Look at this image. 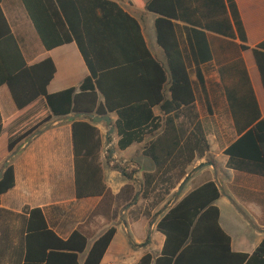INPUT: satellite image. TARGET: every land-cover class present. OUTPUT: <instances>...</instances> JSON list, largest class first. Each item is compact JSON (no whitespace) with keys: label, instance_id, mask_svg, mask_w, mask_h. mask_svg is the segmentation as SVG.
<instances>
[{"label":"trees","instance_id":"obj_1","mask_svg":"<svg viewBox=\"0 0 264 264\" xmlns=\"http://www.w3.org/2000/svg\"><path fill=\"white\" fill-rule=\"evenodd\" d=\"M2 1L0 88L9 89L18 111L37 104L9 128L10 157L56 120L76 114H117L121 150L152 138L143 155L154 163L155 170L143 173L140 198L152 202L153 208L170 203L197 161L220 168L211 157V144L197 111L196 87L206 95L202 67L214 60L217 47V39L210 34L231 41L238 38L230 12L241 31V41L246 42L234 0H128L158 16L157 40L167 65L151 53L139 22L115 2L21 0L46 49L76 43L89 70L79 88L56 94L48 91L57 73L54 61L48 58L33 66L27 64L1 8ZM178 30L185 36H179ZM231 41L227 48L237 47ZM239 48L252 50L264 86V42L253 49ZM219 73L239 133V139L226 151L228 168L264 178V117L245 63L239 59L221 67ZM157 107L163 117L155 116ZM72 128L77 197H102L87 223L100 219L115 223L122 214L118 200L125 196V207L130 206L138 193L127 186L115 196L106 185L105 138L92 119L73 121ZM4 131L0 110V139ZM122 173L132 180L126 170ZM15 185L11 161L0 180V205ZM222 196L216 180L183 196L157 224V231L166 239L161 256L147 254L139 264H264V240L252 255L233 251L232 238L220 224L217 202ZM25 213L29 217L23 245L16 252L21 259L18 264H102L118 232L113 225L90 247L92 237L83 230L64 240L50 229L42 209L27 208Z\"/></svg>","mask_w":264,"mask_h":264},{"label":"crops","instance_id":"obj_2","mask_svg":"<svg viewBox=\"0 0 264 264\" xmlns=\"http://www.w3.org/2000/svg\"><path fill=\"white\" fill-rule=\"evenodd\" d=\"M110 1L120 5L126 13L139 22L151 53L161 63L167 65L166 55L157 40L156 21L158 16L148 12L145 8L131 5L128 0ZM234 2L246 35V42L241 41V31L238 30L233 14L230 12L229 15L238 38L231 41L210 34L217 39L215 58L202 67L205 76L206 95L201 88L196 87V106L211 144V157L217 161L220 167L218 169L214 166L225 191V193L222 192L223 196L217 202L221 211L220 224L231 236L232 249L235 253L252 255L264 240V233L250 224L256 230V234L245 237L239 242L235 241L232 233L223 224L221 203H227L226 201L222 202L225 198L234 205L233 200L245 214L254 218L261 229H264V178L235 172L228 168L229 157L226 155V151L239 139V133L235 126L219 69L233 64L239 59L244 61L260 111L264 117V86L254 54L252 50L242 51L239 48V46L245 45L253 49L264 42V0H234ZM1 8L12 34L19 42L27 64L33 66L48 58L54 61L57 73L48 88L49 93L56 94L71 88H79L89 75V70L77 44L72 43L47 50L21 0H3ZM177 24L180 27L186 26L183 23ZM178 33L179 36H185L183 30H178ZM230 41L234 42L237 47L227 48ZM192 80L196 83L195 75H192ZM36 105L24 111H18L9 89L6 86L0 88V110L5 126V131L0 139V175L4 173L5 164L10 158L8 152L9 128L35 110ZM154 113L156 117H163L158 107L154 109ZM109 116L112 119V127L115 129L111 144H108L106 140L109 133L106 124H99L98 128L105 136L103 152L105 183L113 194L118 196L127 186V183L118 172L112 171V166L122 161L124 163L129 162L137 152L143 155L146 142L152 138L148 137L144 143H135L128 149L121 150L118 145L120 138L116 128L118 115L110 114ZM72 122L61 119L50 123H55V126L35 138L31 144L25 143L20 148L23 151L12 159L16 185L1 199L0 264H18L21 260L16 252L23 245L27 218L29 217L25 213L27 208L30 210L42 209L50 229L64 240L69 239L79 229L90 234L92 237L90 247L106 230L113 225L116 226L117 235L102 264H139L147 254H152L155 258L160 257L166 239L157 231V224L160 219L151 221L156 214L155 209H151L148 214L143 212L136 216L130 214L132 210H129L124 216L122 212L121 218L111 224H106L103 219L91 224L87 223L91 214L101 204L102 197L82 200L77 197ZM3 138H5V150L2 153ZM134 147L138 151H131ZM127 151L130 153L123 155V152ZM204 162L205 160L201 161V163ZM154 170L155 165L153 169L147 172ZM210 180L217 182L215 170L212 167L206 168L193 178L187 186L185 195ZM234 207L236 208L235 205ZM237 211L244 217L238 209ZM150 216L151 219H149ZM160 235L164 238L160 240V243H157L156 238ZM123 237H128L130 241L123 240ZM153 243H156L155 253L151 251Z\"/></svg>","mask_w":264,"mask_h":264},{"label":"rangeland","instance_id":"obj_3","mask_svg":"<svg viewBox=\"0 0 264 264\" xmlns=\"http://www.w3.org/2000/svg\"><path fill=\"white\" fill-rule=\"evenodd\" d=\"M113 136H114V134L111 136V138ZM104 138H105V136H104ZM106 140H107V136H106ZM4 144H5V138H3L2 145H1V152L2 153L5 150V145ZM136 147H134L131 151H133V152L138 151V149ZM133 152H131V153H133ZM128 153H130V152H128V151L127 152H123V155L128 154ZM205 164H209V163H207V161H205L204 163H201V161H197V163L195 165H193V167L190 169L189 172L192 174L193 172H195L197 169H199L200 167H202ZM153 167H154V163L150 159L145 158L142 154H140V153L137 152V154H135L134 157L132 158V160H130L129 162L124 163L122 161L120 163H115L112 166V169H113L112 171L113 172L114 171L118 172L124 178V181L127 183V186H132L134 188L135 192H137L139 194V192L141 190L140 183H142L143 173L145 171H149V170L153 169ZM206 168H209V167H206ZM206 168H203V169L199 170L195 174V176L198 173L202 172L203 170H206ZM124 170H126V172H128L129 174H131L133 176L132 177V180H129V179H127L124 176V174L122 173V171H124ZM209 176H211L210 173H209ZM215 179H216V177H215ZM187 186H186V188H185L182 196L179 198V200L185 195ZM178 191H179V189H177L175 191V193H178ZM175 198H176V196L173 197V198L171 197L169 199L170 200L169 201L170 202L169 204L164 203V204H162L161 206H159L157 208H153L152 205H151L152 202H146V201L142 200L139 197L138 203L130 209V210H132L130 214L132 216H136L138 214H142L143 212H145V214H148L151 209H155L156 210V214L154 216L155 219H154V217L151 219V216H150L149 219H151V221L153 219H154V221L156 219H161L162 216L170 210L168 208L174 202ZM225 201L227 202L226 204L225 203H221L223 224L226 227V229L229 230L232 233L235 241L239 242L240 240H243L245 237L254 236L256 234V230L251 227V225L247 221V219L245 217H242V215L239 214V212L234 207V205H232L231 202H228L224 198V200L222 202H225ZM125 203H126L125 196H122L118 200V208H119V210H122V212L126 208L125 207ZM246 215L249 216L255 222L254 218L251 215H248V214H246ZM163 238L164 237L162 235H160V237L156 238V242L157 243H160V240H163ZM125 239L127 241H130L128 237H126V238L123 237V240H125ZM151 239H152V237H151ZM150 243H151V241L148 244L150 245ZM155 245H156V243H153V245H152L153 248L151 249V251H153L154 253H155V250H154L155 249Z\"/></svg>","mask_w":264,"mask_h":264},{"label":"water","instance_id":"obj_4","mask_svg":"<svg viewBox=\"0 0 264 264\" xmlns=\"http://www.w3.org/2000/svg\"><path fill=\"white\" fill-rule=\"evenodd\" d=\"M85 118H90V119H92L93 120V123L94 124H96V125H99V124H102V123H104V124H106V126L109 128V133H108V135H107V143L108 144H111V136L115 133V129L112 127V119H111V117L108 115V116H104V117H100V116H98V115H93V114H76V115H74V116H69V117H66V118H63L62 120L63 121H76V120H78V119H85ZM53 126H55V123H53V124H49V125H47L45 128H43V129H41V130H39L36 134H34L29 140H28V145L29 144H31L32 142H33V140L35 139V138H37L38 136H40V135H42L46 130H48V129H50V128H52ZM23 151V149H19V150H17L13 155H11V157L9 158V160L6 162V164H5V169L7 168V167H9V165L11 164V161H12V159L15 157V156H17L19 153H21ZM206 167H212L214 170H215V177H216V179H217V182H218V184H219V186H220V188H221V191L223 192V193H225V191H224V189H223V187H222V185H221V183H220V181H219V175H218V172H217V170L215 169V167H214V165L213 164H205V165H203L202 167H200L199 169H197L195 172H193L188 178H187V180L180 186V188H179V191H178V193L176 194V198H175V200H174V202L171 204V206L168 208V209H171L176 203H177V201L179 200V198L182 196V194H183V192H184V190H185V188H186V186L188 185V183L193 179V177L195 176V174L199 171V170H201V169H203V168H206ZM3 174L4 173H2L1 175H0V180H2V178H3ZM140 187H141V190H140V192H139V194L137 195V197H136V199H135V201L133 202V204L132 205H130V206H127L125 209H124V211H123V216L127 213V211H129L133 206H135L137 203H138V200H139V197L141 196V194H142V191H143V184H141L140 183ZM232 202H233V204L236 206V208L243 214V216L247 219V221L255 228V229H257L258 231H260V232H262V233H264V229H261L249 216H247L246 214H245V212L239 207V205L236 203V202H234L233 200H232ZM124 220V219H123ZM158 219H156L155 221H157Z\"/></svg>","mask_w":264,"mask_h":264}]
</instances>
